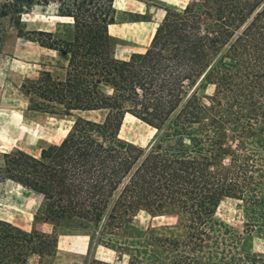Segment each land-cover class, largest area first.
Here are the masks:
<instances>
[{"label":"trees","instance_id":"16d2710c","mask_svg":"<svg viewBox=\"0 0 264 264\" xmlns=\"http://www.w3.org/2000/svg\"><path fill=\"white\" fill-rule=\"evenodd\" d=\"M36 10L62 20L55 31L27 29ZM164 11L146 50L118 59L115 0H0V43L7 20L58 58V73L21 85L28 109L75 118L38 155L4 154L0 183L42 197L50 230L0 219V264H44L60 235L115 255L98 264H264L252 244L264 241V0ZM126 115L156 131L148 147L120 137ZM226 198L241 203L242 231L216 216ZM141 211L176 222L139 230Z\"/></svg>","mask_w":264,"mask_h":264},{"label":"rangeland","instance_id":"374dc122","mask_svg":"<svg viewBox=\"0 0 264 264\" xmlns=\"http://www.w3.org/2000/svg\"><path fill=\"white\" fill-rule=\"evenodd\" d=\"M174 3L178 8L189 0H120L118 7L126 11L142 12L145 19L158 20L166 3ZM134 16L119 11L117 23L111 28L116 37L115 57L127 59L136 51H143L149 46L150 28L152 26L138 22L131 23ZM62 20L52 12L39 10L24 17L28 30L55 31ZM2 29L5 37L0 43V164L5 153L24 151L38 155L41 149L59 144L72 129L75 118L58 114L44 113L28 109V100L21 92V84L26 79H37L45 70L54 74L57 55L53 51L39 47L37 43L28 42L18 37L17 30L7 20ZM22 82V83H21ZM209 87L207 93H211ZM93 119H102L103 115L91 114ZM156 131L132 115H126L120 137L142 147H148L154 140ZM44 200L39 195L25 190L12 182L0 183V219L10 222L24 230L33 229L49 231L50 226L44 222ZM217 218L243 230V212L237 200L224 199L217 210ZM176 218L154 217L147 212H139L133 219V225L139 230L175 224ZM256 252H264V241L252 238ZM59 250L56 257L44 264H98V261L113 263L115 255L100 247L88 254V238L83 235H60Z\"/></svg>","mask_w":264,"mask_h":264},{"label":"crops","instance_id":"0c3cea01","mask_svg":"<svg viewBox=\"0 0 264 264\" xmlns=\"http://www.w3.org/2000/svg\"><path fill=\"white\" fill-rule=\"evenodd\" d=\"M120 2V0H115V7L117 8V10H118V12L119 11H121V12H124V13H131L132 15H134V14H141V15H143V13L142 12H137V13H132V12H129V11H126V10H122V9H120L119 7H118V3ZM166 3V2H165ZM166 4H168V5H171V6H176V7H178L177 5H175L174 3H166ZM186 6V4L184 5V6H182V7H180V8H183V7H185ZM164 16H165V11L163 10V14H162V16L160 17V18H158V20H156V21H154V20H150V21H139V22H142V23H146V24H148V25H150V26H152L151 28H150V42H149V45H150V43H151V40H152V38H153V36H154V34H155V31H156V29H157V27H158V25L160 24V22L163 20V18H164ZM131 22V21H130ZM131 23H138V22H131ZM116 24H114V25H111L110 26V30H111V28L113 27V26H115ZM110 33H111V31H110ZM146 50V48L143 50V51H145ZM143 51H136V52H134V53H139V52H143ZM133 54V53H132ZM22 83V82H21ZM23 84V83H22ZM21 84V85H22Z\"/></svg>","mask_w":264,"mask_h":264}]
</instances>
